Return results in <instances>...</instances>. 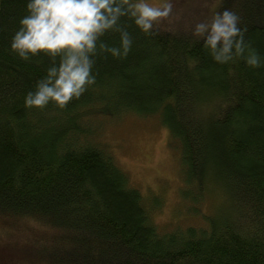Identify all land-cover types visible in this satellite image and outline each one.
Returning a JSON list of instances; mask_svg holds the SVG:
<instances>
[{
  "label": "trees",
  "instance_id": "1",
  "mask_svg": "<svg viewBox=\"0 0 264 264\" xmlns=\"http://www.w3.org/2000/svg\"><path fill=\"white\" fill-rule=\"evenodd\" d=\"M27 2L0 0V264H264V0L206 12L240 16L260 67L219 64L188 30L146 35L122 17L131 51L98 53L95 82L64 109L25 107L51 66L11 49ZM101 40L120 46L118 32ZM126 113L168 132L184 194L221 197L210 214L187 205L175 229L155 224L161 198L145 199L101 139V124ZM188 211L196 226H184Z\"/></svg>",
  "mask_w": 264,
  "mask_h": 264
},
{
  "label": "clouds",
  "instance_id": "2",
  "mask_svg": "<svg viewBox=\"0 0 264 264\" xmlns=\"http://www.w3.org/2000/svg\"><path fill=\"white\" fill-rule=\"evenodd\" d=\"M172 11L171 0L159 4L148 0H28L27 14L19 20L11 49L25 62L46 56L51 66L35 91L27 93L25 107L44 109L53 103L66 108L95 82L92 68L98 53L122 59L131 51L132 39L121 24L122 17L132 19L143 33L151 35L154 26L168 19ZM239 24L236 12L214 11L209 19L195 24L192 35L203 40L215 62L244 60L247 66L258 68L261 57L244 40L246 29ZM109 32L120 34L119 47L101 40Z\"/></svg>",
  "mask_w": 264,
  "mask_h": 264
},
{
  "label": "rangeland",
  "instance_id": "3",
  "mask_svg": "<svg viewBox=\"0 0 264 264\" xmlns=\"http://www.w3.org/2000/svg\"><path fill=\"white\" fill-rule=\"evenodd\" d=\"M148 2L159 4L163 0ZM219 2L220 0H171L172 15L156 26L172 31L184 29L192 32L195 24L203 20L201 15L213 10ZM201 5L206 11L200 8ZM188 9L193 10L186 13L181 22H176L179 14L187 12ZM126 114L119 116L117 120L103 122L101 139L114 152L118 165L145 199L151 196L157 202L156 197L152 196L154 194L161 198V205L154 212L155 224L160 229L162 227L175 229V225L172 227L169 224L173 222L182 224V219L187 213V207L186 210L183 208L187 205L189 209L196 207L202 213L210 214L222 201L221 197L205 191L200 201H193L194 199L184 194L185 190L188 192L190 188L182 173L180 149L168 138V132L153 118L143 120L133 114ZM192 216L191 211L190 215L188 211L184 226L186 224L196 226L194 225L196 220L190 219Z\"/></svg>",
  "mask_w": 264,
  "mask_h": 264
}]
</instances>
